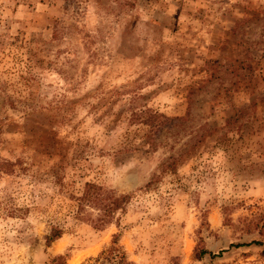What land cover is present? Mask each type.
<instances>
[{
  "label": "rangeland",
  "instance_id": "rangeland-1",
  "mask_svg": "<svg viewBox=\"0 0 264 264\" xmlns=\"http://www.w3.org/2000/svg\"><path fill=\"white\" fill-rule=\"evenodd\" d=\"M59 255L264 264V0H0V264Z\"/></svg>",
  "mask_w": 264,
  "mask_h": 264
},
{
  "label": "trees",
  "instance_id": "trees-1",
  "mask_svg": "<svg viewBox=\"0 0 264 264\" xmlns=\"http://www.w3.org/2000/svg\"><path fill=\"white\" fill-rule=\"evenodd\" d=\"M129 194H116V192L112 189H107L99 184L86 182L83 191L81 194L75 199V217L78 219H91L94 225L97 227H101L112 219L114 213L123 209V205L127 201ZM90 207L96 210V216L94 218L91 217V213L86 209ZM61 236V231L57 228H53L52 233L49 236H46L47 245H49L53 240L59 238ZM237 246H241L243 244H236ZM112 251L110 248L109 252ZM208 253L207 250L201 249L199 254ZM221 253V252H218ZM211 254V252H209ZM212 255V254H211ZM63 257L61 255L55 257L53 260L57 261L56 264H64L62 261ZM108 258V256H106ZM121 258V257H120ZM61 260V261H59ZM121 259L116 262H110V264H120ZM102 264V263H101Z\"/></svg>",
  "mask_w": 264,
  "mask_h": 264
},
{
  "label": "bare ground",
  "instance_id": "bare-ground-1",
  "mask_svg": "<svg viewBox=\"0 0 264 264\" xmlns=\"http://www.w3.org/2000/svg\"><path fill=\"white\" fill-rule=\"evenodd\" d=\"M72 264H77V260H74V261L72 262Z\"/></svg>",
  "mask_w": 264,
  "mask_h": 264
}]
</instances>
